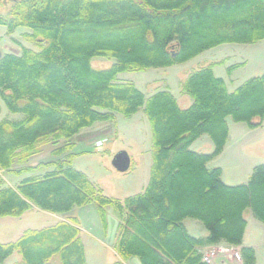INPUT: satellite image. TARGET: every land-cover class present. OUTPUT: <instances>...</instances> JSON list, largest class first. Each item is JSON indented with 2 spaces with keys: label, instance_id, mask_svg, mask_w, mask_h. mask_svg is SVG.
<instances>
[{
  "label": "trees",
  "instance_id": "16d2710c",
  "mask_svg": "<svg viewBox=\"0 0 264 264\" xmlns=\"http://www.w3.org/2000/svg\"><path fill=\"white\" fill-rule=\"evenodd\" d=\"M0 26L10 33L29 28L25 37L39 46L0 57V95L17 115L0 120V170L47 169L0 186V216L35 208L64 216L0 241V264L15 251L22 257L15 264H88L72 211L89 204L103 216L114 207L121 218L120 257L110 264L132 257L141 264H211L202 250L221 242L241 246L243 264H255V249L242 243L247 213L264 224V164L247 182L228 185L222 168L208 163L230 139L229 117L262 126L264 74L229 91L214 72L220 62L199 65L181 81L192 99L188 107L169 88L147 96L119 74L185 62L224 43L263 40L264 0H14L9 13L0 14ZM96 56L115 62L95 68ZM140 110L152 128L149 183L124 199L110 197L73 166V139L96 123H116L117 114ZM203 135L214 144L210 153L191 148ZM47 146L53 147L50 161L27 164ZM190 219L207 235L190 234Z\"/></svg>",
  "mask_w": 264,
  "mask_h": 264
},
{
  "label": "rangeland",
  "instance_id": "374dc122",
  "mask_svg": "<svg viewBox=\"0 0 264 264\" xmlns=\"http://www.w3.org/2000/svg\"><path fill=\"white\" fill-rule=\"evenodd\" d=\"M13 1L1 0L0 14L7 15ZM30 32L31 30L27 27H18L10 33L5 26H0L1 53H21L23 47L39 50V46L35 42L25 37L26 33ZM215 61L220 62V64H217V68L215 67V75H222L225 78L228 90L233 91L246 80L264 74V39L254 43H224L205 50L185 62L168 67L125 72L121 78L137 82L136 86L147 96H150L156 90L166 88V84H168L171 92L180 97L184 94L181 81L187 74L199 65ZM114 62V59L104 56H96L92 59V65L95 68H107ZM0 105L3 107L0 114V119H2L6 116V113L11 112L2 100L1 95ZM228 123L232 127H237L234 131L235 142L233 148H228L219 158V164L223 169L224 182L228 185H239L247 182L252 173L255 160L258 162L257 164H264L260 163L264 162V133L258 131L248 137L243 134L241 128V125H247L246 123L236 122L231 117L228 118ZM101 129H104L101 131L103 135L99 136L102 138L103 151H98L93 144L80 146V148L76 146L73 151L79 154L75 156L73 166L85 172L110 197L124 199L143 192L149 183L152 166V128L147 115L143 110L129 117L118 114L116 123H102ZM52 148V146L45 147L40 154L36 155L27 164L36 166L38 163L50 161L52 159ZM86 148L87 152H83ZM121 150L127 151L132 159L131 168L125 173L117 171L112 165L113 157ZM220 155L221 153L218 156ZM46 170V168H39L29 173L25 171L22 174L0 170V186H16L23 178L34 175L35 172L39 173ZM75 209L79 214L88 215L85 210H80L78 207ZM95 209L96 226L100 230L106 229L107 231L110 223L108 216H117L119 215L118 211L114 207H110L111 210L109 211L112 212L110 214L106 212L103 216L98 208L95 207ZM54 215L58 218L54 219L43 211L33 209L22 216H0V241L16 240L27 228H41L64 217L59 214ZM256 232L254 236L257 237L259 242H264V234ZM89 256L94 257L93 251H89ZM21 259V255L15 251L6 260V264H15ZM91 264L93 263L91 262ZM258 264H264V243H262V253Z\"/></svg>",
  "mask_w": 264,
  "mask_h": 264
},
{
  "label": "crops",
  "instance_id": "0c3cea01",
  "mask_svg": "<svg viewBox=\"0 0 264 264\" xmlns=\"http://www.w3.org/2000/svg\"><path fill=\"white\" fill-rule=\"evenodd\" d=\"M215 62H218V61H215ZM215 69H214V72L216 71ZM122 74H124V73L119 74V79L128 80L125 78H121V76H123ZM218 76L225 79L222 75H218ZM130 81H133L135 84L137 83L134 80H130ZM166 88H169L168 84H166ZM175 97L177 98V101L181 107H188L189 105L192 104L191 97L185 93L182 94L180 97H178L176 95H175ZM2 110H3V107L1 106V113H2ZM138 113H136V114H138ZM6 117H17V115H14L11 113H6V116L3 118H6ZM2 119H0V120H2ZM101 127H102V123H96L89 128H85V129L81 130L80 133L77 134L73 139L75 147L79 146V148H80V146L84 147V146H89V145L93 144L94 147H96L98 151H103V147L101 145L102 138L99 137V136L103 135L101 133V131H103L104 129L102 130ZM236 128L237 127H232V125L229 123V134L231 136V140L227 143V145L225 146V148L221 152L220 156H217L214 159H212L211 161H209V163H208L209 167H214V166L221 167L219 164V158L222 156V154L224 152H226V150L228 148H233L232 146L235 142L234 131L236 130ZM241 128H242L243 134L247 135L248 137L250 135L254 134L255 132H258V131H262L264 133V123H263V126L258 127V128H249L247 125H241ZM202 145H205V146H202ZM202 147H205V148H202ZM191 148L195 151L202 150V151H207L210 153L214 149V144L208 135H203L200 138H198L191 145ZM83 152H87V148L84 149ZM77 154H79V153H77ZM257 161H258V159H257ZM253 163H254L252 166L253 168L256 165H258L257 164L258 162H256V160ZM260 163H264V162H260ZM223 175L224 174H223V169H222V178H223ZM223 180H224V178H223ZM93 206H95V205L89 204V205L78 207V208H80V210H85L88 213V215L77 213L76 212L77 209H74L72 211V213L78 217L79 222H80V227L82 230V238H83L85 251H86L87 263L91 264V262H92L93 264H97V263L101 262L100 264H110L120 257L116 251V242H117V235H118V230H119L121 218L119 215L108 216L110 219V223L108 225L107 231H106V229L100 230V229H98V226H96L97 225V217H96V213L94 211V210H96L95 209L96 206L95 207H93ZM35 209H37V208H35ZM37 210H39V209H37ZM109 210H111L110 207L107 208L106 212L110 214V212H112V211H109ZM44 213L50 215L54 219L58 218V216H56L54 214H50L48 212H44ZM54 221L56 222L57 220H54ZM187 227H188L190 234H192L194 236L200 237V236L207 235L206 228L198 220L190 219V221H188V223H187ZM256 231L264 234V225L261 221L256 219L251 212H249V213H247V226L245 229V234L243 237L242 246H251L255 249V251H256V262H255V264H258L259 258H260L261 253H262V243H264V242H259L257 237L254 236V234L257 233ZM197 233H199V234H197ZM239 247L241 248V246H239ZM89 251H93L94 257L89 256ZM219 261H220V264L225 262L224 260H219ZM125 262H126V264H141L138 257L129 258ZM226 263L227 264H243V262H237L234 260L226 261Z\"/></svg>",
  "mask_w": 264,
  "mask_h": 264
},
{
  "label": "built area",
  "instance_id": "2783aa9c",
  "mask_svg": "<svg viewBox=\"0 0 264 264\" xmlns=\"http://www.w3.org/2000/svg\"><path fill=\"white\" fill-rule=\"evenodd\" d=\"M217 259L234 260L242 262L240 249L228 243H219L203 249V260L214 264Z\"/></svg>",
  "mask_w": 264,
  "mask_h": 264
},
{
  "label": "water",
  "instance_id": "95a60500",
  "mask_svg": "<svg viewBox=\"0 0 264 264\" xmlns=\"http://www.w3.org/2000/svg\"><path fill=\"white\" fill-rule=\"evenodd\" d=\"M1 56L2 53L0 51V57ZM131 163H132L131 156L125 150H121L118 153H116L112 160V165L114 166V168L121 173H125L129 171L131 168Z\"/></svg>",
  "mask_w": 264,
  "mask_h": 264
}]
</instances>
